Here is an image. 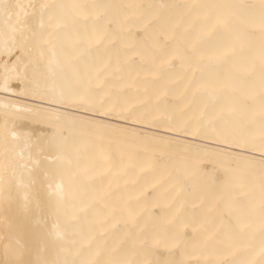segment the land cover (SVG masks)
Wrapping results in <instances>:
<instances>
[{
	"label": "bare ground",
	"instance_id": "bare-ground-1",
	"mask_svg": "<svg viewBox=\"0 0 264 264\" xmlns=\"http://www.w3.org/2000/svg\"><path fill=\"white\" fill-rule=\"evenodd\" d=\"M0 264H264V0H0Z\"/></svg>",
	"mask_w": 264,
	"mask_h": 264
}]
</instances>
